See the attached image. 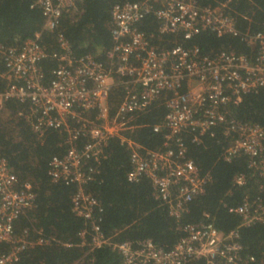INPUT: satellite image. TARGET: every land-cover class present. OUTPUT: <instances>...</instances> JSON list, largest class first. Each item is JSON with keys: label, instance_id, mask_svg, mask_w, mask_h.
I'll list each match as a JSON object with an SVG mask.
<instances>
[{"label": "built area", "instance_id": "1", "mask_svg": "<svg viewBox=\"0 0 264 264\" xmlns=\"http://www.w3.org/2000/svg\"><path fill=\"white\" fill-rule=\"evenodd\" d=\"M35 6L41 10L45 31L57 29L64 14L77 12L76 0H36ZM225 7L203 8L197 0L116 3L110 9L113 46L104 61L76 56L61 33L56 35L55 53L47 51L39 34L20 46L0 44V113L6 114L8 102L14 100L26 106L22 117L39 142L50 130L66 135L67 148L63 155L51 158L48 176L54 184L76 187L70 202L72 213L84 223L78 234L81 248L93 251L111 246L121 264L196 260L256 264L254 257L242 256L237 230L224 234L211 220L178 227L181 236L169 250L150 239L113 244L100 226L99 200L84 189L94 179L95 164L107 141L119 137L130 151L127 181L148 180L154 198L178 221L212 180L188 158L185 137L196 144L203 137H221L226 141L221 159L231 163L245 158L258 191L229 207L228 213L240 218L238 228L264 225V129L230 116L231 107L240 104L243 96L264 88V32H241L238 20ZM148 16L157 20L160 36L174 38L170 48L156 45L152 35L139 31ZM204 32L240 38L249 53L220 51L202 56L198 47L187 45ZM48 58L55 67L46 77L42 63ZM114 88H120L121 98L111 112L108 99ZM158 101L166 113L153 132L164 130V143L161 150L149 151L122 134L136 131V120ZM93 111L96 115L91 117ZM233 183L245 186L246 175L235 176ZM35 199L31 184L20 183L0 154V264H18L30 247L56 241L39 231L33 240L27 229L16 233L15 222L34 207Z\"/></svg>", "mask_w": 264, "mask_h": 264}, {"label": "trees", "instance_id": "2", "mask_svg": "<svg viewBox=\"0 0 264 264\" xmlns=\"http://www.w3.org/2000/svg\"><path fill=\"white\" fill-rule=\"evenodd\" d=\"M35 1L0 0V44L20 46L39 34L47 51L55 53L58 51L56 35L61 33L76 56L90 55L104 61L113 46L109 29L110 9L116 3L143 0H76L77 12L64 14L58 28L53 31L43 30V16ZM197 1L203 8L226 4L225 12L238 20L241 32H264V0ZM158 25L153 16H148L138 29L152 35L156 45L170 48L174 38L171 35L160 36ZM187 46L198 47L202 56H212L220 51L249 53L240 38H218L208 32L193 37ZM54 67L55 61L51 58L42 63L46 77ZM120 98V88H114L108 99L111 112ZM7 108L6 114L0 113V154L6 157L20 183H30L36 195L34 207L15 222V231L20 234L24 229L29 230L31 240L37 235L35 231L56 240L50 245L30 247L20 255L18 264H121L120 256L111 246L93 251L80 247L78 234L84 223L72 213L70 202L76 187L54 184L48 176L51 158L63 155L67 148L64 144L66 135L50 130L39 142L22 117L26 106L11 100ZM165 113L164 105L158 101L136 120L139 126L136 131L122 136L145 150H161L164 130L154 133L153 127L162 123ZM90 115L94 117L96 112H90ZM230 116L240 122L258 124L264 129V88L243 96L240 104L231 107ZM184 141L188 158L212 180L204 194L188 204V212L178 221L170 217L167 207L154 198L148 180L138 183L127 181L126 175L131 169L130 151L121 143V138L112 137L107 141L99 164H95L93 181L84 186L85 191L100 202V226L104 235L113 244L150 239L158 247L169 250L181 236L178 227L211 220L224 234L237 230L238 242L243 246L242 256L254 257L256 264H264V225L238 228L240 218L228 213L229 207L241 204L246 196L254 197L258 192L245 158L224 162L221 154L226 141L221 137H203L200 144L192 143L190 136ZM240 174L247 177L246 185L241 187L233 183L234 177ZM188 264H205V261L196 260Z\"/></svg>", "mask_w": 264, "mask_h": 264}, {"label": "rangeland", "instance_id": "3", "mask_svg": "<svg viewBox=\"0 0 264 264\" xmlns=\"http://www.w3.org/2000/svg\"><path fill=\"white\" fill-rule=\"evenodd\" d=\"M3 114V113H2Z\"/></svg>", "mask_w": 264, "mask_h": 264}]
</instances>
